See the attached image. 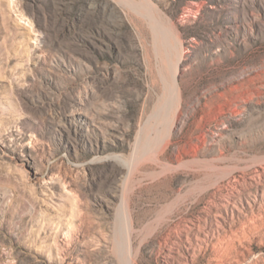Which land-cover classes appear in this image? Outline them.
<instances>
[{"label":"rangeland","instance_id":"1","mask_svg":"<svg viewBox=\"0 0 264 264\" xmlns=\"http://www.w3.org/2000/svg\"><path fill=\"white\" fill-rule=\"evenodd\" d=\"M0 264H264V0H0Z\"/></svg>","mask_w":264,"mask_h":264},{"label":"bare ground","instance_id":"2","mask_svg":"<svg viewBox=\"0 0 264 264\" xmlns=\"http://www.w3.org/2000/svg\"><path fill=\"white\" fill-rule=\"evenodd\" d=\"M175 124H176V122H175ZM175 124H174V125H175Z\"/></svg>","mask_w":264,"mask_h":264}]
</instances>
